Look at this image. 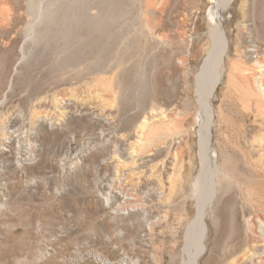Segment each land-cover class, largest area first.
Here are the masks:
<instances>
[{"label": "rangeland", "instance_id": "1", "mask_svg": "<svg viewBox=\"0 0 264 264\" xmlns=\"http://www.w3.org/2000/svg\"><path fill=\"white\" fill-rule=\"evenodd\" d=\"M42 10L55 16L36 22ZM218 26L229 51L209 102L215 193L195 264H226L245 234L264 242L251 143L264 91L242 72L264 59V0H0V264L189 261L205 127L197 76Z\"/></svg>", "mask_w": 264, "mask_h": 264}, {"label": "bare ground", "instance_id": "2", "mask_svg": "<svg viewBox=\"0 0 264 264\" xmlns=\"http://www.w3.org/2000/svg\"><path fill=\"white\" fill-rule=\"evenodd\" d=\"M220 1L223 3V2H227L228 0H220ZM53 12L54 11L49 12L46 15V18H45L44 11L43 10L42 11H38V19H37L36 22L43 23L48 17H50V18L52 17V15H50V14H52ZM53 15L55 16L54 13H53ZM212 36H213L212 37L213 38V49L210 52V54L208 55V57L206 58L204 64L201 67V70H200V72H199V74L197 76V84H198V87H199L198 90L200 91V94H201L200 97L202 99V104H203L202 112H203V118H204L203 120H204L205 127L203 129L201 127L202 130L200 131V151H199V153H200V159H201V169H200L199 175H197V177L195 178L194 188H193L194 192H195L194 193L195 197L198 200V211H197V217H196L195 221H193V223L189 226V231H188L187 237H186L187 238L186 239L187 241H186V244H185L186 245V251H187V253H189L190 259H189V261L187 260L188 262L187 263L185 262V264H195V262L197 260V257L204 251V239H205V236H206L207 228H206V226L204 225V222H203V218H204L203 211H204V208L206 207V205H208V203L211 202V200L214 197V193H215V188L213 186V180H214V177H215V165H214L215 161H213V158L211 157L212 156L211 155V150H212V146H213V137H212L213 135H212V124H211L212 123V113H211L212 111H211V108H210L211 104H209V102H211L210 100L214 97V93L218 89V87H219V85L221 83V80L223 78L226 57H227V54H228V51H229V42H228V39L225 37L224 33L222 32L220 26H218L216 28V30L214 31ZM28 37H32L33 39L36 38V41H37V39L40 36L35 35L34 29H31L28 32ZM262 60H264V59H262ZM262 60L261 59L257 60V62L254 63L251 67H247V68L245 67L244 71L242 70V72L244 73L245 78L248 79L246 81V82H248V85H249V82H250L249 80L254 79L256 81V83L257 82L259 83L258 84L259 87H260L259 91L263 92L264 91V80H263V78H264V63L260 62ZM111 85H110V87H111ZM107 86L108 85H106V87ZM110 87L108 86L107 90H103V89H106V88L102 87V94L104 95L103 91H109ZM250 88H251V85H250ZM243 90H245V89H243ZM95 92H97V91H95ZM99 94L96 95V99L94 100L95 102L94 101L93 102H94V104H96V100H97L98 106H99V108L101 110L100 114H101V112L106 113L107 107L109 105L108 101H107L108 100L107 96H105L106 97V99H105V97L102 94L101 95H99ZM263 94H264V92H263ZM92 97H95V96H92ZM253 98H254V96H253ZM255 101H257V100H255ZM257 104H259V103L257 102ZM96 105H95V107H98ZM98 110L99 109L97 108V112H98ZM253 111L255 112L256 115H259V116L260 115H264V109L261 108L260 105H259V107L257 105V107H255L253 109ZM164 114H166L164 112V110H163V112H160V116H164ZM144 123H147V122L145 121ZM263 127L261 128V130L258 127L259 132L256 131L255 133H258V134H256V135L253 134L254 136L252 135V137H251L252 142L251 143H252V148H253L252 150L254 151V154L257 156V160H256L257 164H258V166H260L261 168L264 169V129H263ZM157 129L154 128V129H151L150 131L148 130L150 132V133L147 132L148 133V137L149 136L153 137L151 135H154L155 132L157 131ZM138 132L139 131L137 130V133ZM158 133H159V131H158ZM158 133H157V135H158ZM141 138L144 139V137H141ZM143 139L142 140L139 139L138 141H136L137 144L136 143L132 144L133 145V147H132L133 151H137L136 147L143 146L145 144ZM144 146H146V145H144ZM120 166L122 167V170H124V172H125L126 169H124V168H127V166L125 164L124 165L121 164ZM116 167H117V165H116ZM135 167H136V165H135ZM119 170L120 169H118V172H119ZM131 180H132V178H131ZM256 204L258 205V203H256ZM257 205H255V206H257ZM243 208H244V206H243ZM258 209H257V211H258ZM261 210H262V208H261ZM262 212L264 214V211H262ZM234 216H235V214H234ZM257 216H259V215H257ZM243 218H245V217H243ZM255 218H259V217H255ZM243 221H245V220H243ZM259 221H262V220L259 219ZM245 224H247V223H245ZM241 225L243 226V224H241ZM229 230H227V231H229ZM240 230H241V228H240ZM248 235L245 234V238H246L247 241H245L246 243L244 244L243 248H241L239 250L236 248L237 249V251H235L236 254L233 253V255L230 257L231 259L228 257L230 260L229 261L227 260L228 262L226 264H250L251 262L254 261V259L257 256H259L258 255V251H261L260 252L261 255L258 258H260L261 262L264 263V242L255 239L254 235H252V236H248ZM240 236H239V238H241ZM243 236H244V234H243ZM255 261H256V259H255Z\"/></svg>", "mask_w": 264, "mask_h": 264}]
</instances>
